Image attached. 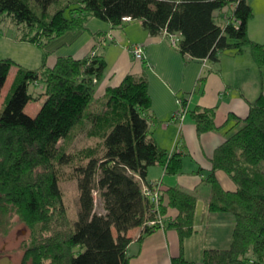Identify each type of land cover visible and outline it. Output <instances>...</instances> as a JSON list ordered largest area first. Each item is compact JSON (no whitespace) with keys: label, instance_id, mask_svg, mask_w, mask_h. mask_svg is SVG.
I'll return each instance as SVG.
<instances>
[{"label":"trees","instance_id":"1","mask_svg":"<svg viewBox=\"0 0 264 264\" xmlns=\"http://www.w3.org/2000/svg\"><path fill=\"white\" fill-rule=\"evenodd\" d=\"M4 15L18 29L15 39L42 48L67 30L82 29L91 16L120 25L129 15L151 35L180 34L177 46L191 57L217 62L223 52L241 53L249 46L255 62L264 64V42L248 32L254 15L248 0H0L1 25ZM46 54L37 68L0 58V97L11 67H18L0 111V231L14 214L33 225L43 222L42 231L58 228L45 243L30 246L20 264H47L46 258L51 264H130L128 231L160 227L147 223L157 216L143 192V182L150 184L149 168L162 163L168 172H178L182 154L168 153L151 135L144 76L129 74L96 96V80L107 67L103 55L60 56L49 67ZM42 97L38 112L27 113V104ZM191 115L199 134L224 128L226 138L201 191L171 187L167 203L162 192L165 226L177 228L182 240L192 235L198 199L205 198L211 212L231 214L235 223L228 246L206 248L203 264H264V93L250 102L244 118L231 114L236 122L229 126H217L214 108L196 107ZM80 135L100 141L81 148L76 162L68 148ZM64 163L73 166L70 177L79 191L74 224L59 185ZM219 169L234 180L235 189L223 187ZM95 193L104 211L96 210ZM168 206L178 209L171 221ZM173 263L184 264L183 255Z\"/></svg>","mask_w":264,"mask_h":264},{"label":"crops","instance_id":"2","mask_svg":"<svg viewBox=\"0 0 264 264\" xmlns=\"http://www.w3.org/2000/svg\"><path fill=\"white\" fill-rule=\"evenodd\" d=\"M248 32L253 40L264 42V37L257 35V30L251 23ZM13 39L19 41L15 39V35ZM20 43L24 46L31 45L26 47H33L37 53L34 55L35 62L30 67L27 66L29 68L41 66L43 51L47 52L46 63L49 67L54 66L60 56L82 58L93 51L103 55L107 67L103 76L96 80V96L103 95L108 86L119 85L129 74L146 78L151 98V135L168 153L175 149L177 140L180 141L183 151L182 167L178 172H168L162 163L150 166L148 171L149 183L160 182L166 203L167 191L171 187L178 186L190 191L203 189L213 167L215 150L226 138L224 128L199 134L191 111L196 107L214 108L217 126H229L236 122V118L230 119L231 114L244 118L249 112L250 102L264 93V64L259 66L255 62L249 46L241 53L225 51L217 62L209 58L191 57L181 53L179 47L173 45L166 35L149 34L141 20L113 25L109 21L91 16L82 29L67 30L49 39L43 48L27 41ZM133 43L144 45V59L133 56L129 49ZM29 57L31 54H22L25 60H29ZM20 62L26 64L25 61ZM44 98L39 102H43ZM180 98L186 111L185 118L182 121L171 120L180 107ZM41 106L39 104L36 110ZM216 175L224 188H236L235 182L230 184L231 177L225 171L219 169ZM224 184H228V187ZM177 214V208L168 206V221ZM205 214L217 223L225 221L221 213L215 216L209 210L206 199L200 197L195 212V230L184 240L174 226H160L149 233H144L142 226L131 228L128 231L131 236L128 245L130 264H174V258L180 255L185 259L184 264H203L204 250L228 246L234 227L229 221V233L221 238L219 232L217 233V224L203 225ZM200 231L203 239L200 243H195L196 235Z\"/></svg>","mask_w":264,"mask_h":264},{"label":"rangeland","instance_id":"3","mask_svg":"<svg viewBox=\"0 0 264 264\" xmlns=\"http://www.w3.org/2000/svg\"><path fill=\"white\" fill-rule=\"evenodd\" d=\"M251 5L253 6L254 15L250 19L249 24L251 23L254 28L257 30V35L260 37H264V0H250ZM4 22L3 25L0 26V28L3 30V34L0 35V58L3 57H12L14 60L18 61V63L22 64L25 67L29 66L31 63H34V55H37V53L34 51L33 47H26L31 45H23L20 43V41H14L13 36L18 34V29H16V26L11 25V19L3 17L2 19ZM28 44V43H27ZM33 48V49H29ZM250 48V47H248ZM249 52V49H247ZM27 53L31 54V57H29V60H25L22 58V54ZM249 54V53H248ZM37 58V56H36ZM40 59V58H39ZM20 61H25L26 64L21 63ZM30 67V66H29ZM18 67L16 65H13L8 78L6 80V83L3 87L2 94L0 97V111L3 109L6 101V97L11 89V86L13 84V81L16 76ZM39 104H42V101H31L28 106L26 107V112L29 114H36L38 110L37 107ZM180 104V103H179ZM100 141V138L98 137H86L85 135H80L76 138V140L70 144V147L68 150L70 152L72 151L74 153V158L76 162H79V150L81 148H84L86 145L90 144H97ZM63 141L61 142V146ZM75 162V164H76ZM73 172V166L68 163L61 164L59 166V176L60 181L59 185L63 193V201L64 205L67 209L68 215L71 218L72 223L74 224L75 221L78 219V211H79V191H78V185L75 178L70 177ZM230 184L231 182H234V180L231 178L229 180ZM225 183V182H224ZM224 186L228 187V184H224ZM203 202H201V205ZM95 207L97 211L102 210V202L100 200V197L97 193H95ZM219 215V213H215ZM222 216H224V220L221 223H217L213 218L207 217V214L203 216V225L205 223H211V224H217L216 226L219 227L217 230V233L219 232V235L223 238L227 233H229V223L231 222L232 225H234V217L231 214H224L221 213ZM214 221V223H213ZM230 221V222H229ZM224 222V223H223ZM7 224V223H6ZM5 224V225H6ZM45 226L51 227L50 222H44ZM62 230L67 228V225L62 224ZM56 227V226H55ZM54 227V228H55ZM6 231H0V258L3 256H9L14 264H20L24 257L26 256V252L28 248L34 244H37L38 242H46V239L48 236L53 232H56L58 228H55L52 231H42L43 229V222H39L36 224H30L26 222L24 219H22L20 216L14 214L11 216L9 220V224L5 227ZM205 234V233H204ZM196 241L195 243H200L203 239L202 237V231L198 235H196ZM45 263L51 264L52 259H45ZM27 264H31L28 262Z\"/></svg>","mask_w":264,"mask_h":264},{"label":"built area","instance_id":"4","mask_svg":"<svg viewBox=\"0 0 264 264\" xmlns=\"http://www.w3.org/2000/svg\"><path fill=\"white\" fill-rule=\"evenodd\" d=\"M224 20H228L227 14L223 16ZM226 18V19H225ZM132 17L129 15L122 16V21L123 22H130L132 21ZM168 37L173 45H177V42L180 38V34L178 33H172L168 34ZM130 51L132 52L133 56L137 59H144L145 58V48L142 43H133L129 47ZM96 51H93L91 55H95ZM180 107L179 109L174 112L171 120H183L185 118V109L183 106V100L180 98L179 99ZM182 153V148L180 145V141L177 140L175 143V149L172 150L171 153ZM143 192L145 195L149 196L152 203H153V211L156 213V217L154 219L149 220L147 223L150 226H153L155 224H159L160 226H165L166 218L161 212V195H162V189L160 182H152L150 184H145L143 185Z\"/></svg>","mask_w":264,"mask_h":264},{"label":"water","instance_id":"5","mask_svg":"<svg viewBox=\"0 0 264 264\" xmlns=\"http://www.w3.org/2000/svg\"><path fill=\"white\" fill-rule=\"evenodd\" d=\"M0 260H2V264H14L9 256H3Z\"/></svg>","mask_w":264,"mask_h":264},{"label":"flooded vegetation","instance_id":"6","mask_svg":"<svg viewBox=\"0 0 264 264\" xmlns=\"http://www.w3.org/2000/svg\"><path fill=\"white\" fill-rule=\"evenodd\" d=\"M6 256V255H5Z\"/></svg>","mask_w":264,"mask_h":264}]
</instances>
